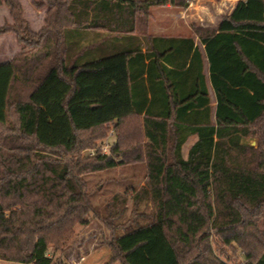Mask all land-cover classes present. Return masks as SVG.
Instances as JSON below:
<instances>
[{
	"label": "trees",
	"instance_id": "obj_1",
	"mask_svg": "<svg viewBox=\"0 0 264 264\" xmlns=\"http://www.w3.org/2000/svg\"><path fill=\"white\" fill-rule=\"evenodd\" d=\"M190 2L44 0L35 32L21 1L0 0L14 19L0 34L23 44L0 63V261L63 264L98 213L111 231L106 264H230L210 229L220 252L264 264V0H238L217 29L193 24L192 35L140 29L151 7ZM128 115L140 143L118 140ZM100 126L116 135L111 152L81 156V132ZM141 163L144 184L115 194L103 216L87 176Z\"/></svg>",
	"mask_w": 264,
	"mask_h": 264
},
{
	"label": "rangeland",
	"instance_id": "obj_2",
	"mask_svg": "<svg viewBox=\"0 0 264 264\" xmlns=\"http://www.w3.org/2000/svg\"><path fill=\"white\" fill-rule=\"evenodd\" d=\"M23 7V17L28 20L31 29L39 32L46 25L47 5L42 4L44 0H20ZM238 0H191L185 8H177L172 5L167 6H153L149 10L150 16H143L140 29L147 34H161V35H192L194 29L192 25L208 27L217 29V26L222 17L230 14L232 8ZM38 4L42 6L38 7ZM5 4L0 5V27L6 24H13L14 19L11 17L9 8L4 7ZM9 9V10H8ZM147 19V23H146ZM196 41L198 42L197 38ZM23 44L19 43L15 33L0 34V63L18 55L23 50ZM211 91L212 107L216 108L215 93ZM115 125L118 126L120 133L119 141L127 143H140L143 141V135L140 125L139 117L135 115L125 116L124 119L118 120ZM106 127L100 126L93 128V130L82 131L81 136L84 142V148L80 151L81 156H93L91 151H100L102 147L108 146L106 154L111 152L114 145L116 135L106 134ZM195 137L191 136L188 144L185 145L184 155L187 157V146ZM247 142L251 146L257 147V139L254 136L248 137ZM190 148V146H189ZM144 163L125 166H117L108 170L94 172L88 175V188L91 193V204L98 207L100 213L107 215L105 206L111 202L115 194L125 193L126 189L132 184L142 186L144 184L145 175ZM137 172L138 174L136 175ZM131 191V190H130ZM131 192H129L130 194ZM127 204L130 207L131 198L128 199ZM151 207V206H150ZM149 207V210H150ZM130 214L127 211L124 218L126 219ZM259 226L264 230V216H260ZM213 230L210 229L211 245L216 253L221 255L230 264H243V256L240 249L232 246L220 244L223 253L217 247V237H214ZM77 240L67 248L66 254L62 258L63 264H106L112 257V249L107 242L111 238V231L107 224L98 213H91L89 215L88 225H79L77 229ZM56 258L61 254L57 252ZM62 257V256H61ZM0 264H23L20 262H11L1 260ZM62 264V262H61ZM112 264H122L119 260L112 262Z\"/></svg>",
	"mask_w": 264,
	"mask_h": 264
},
{
	"label": "crops",
	"instance_id": "obj_3",
	"mask_svg": "<svg viewBox=\"0 0 264 264\" xmlns=\"http://www.w3.org/2000/svg\"><path fill=\"white\" fill-rule=\"evenodd\" d=\"M19 1H20V0H19ZM21 2H22V1H21ZM22 5H23V4H22ZM4 7L7 8L6 5H5ZM8 10H9V9H8ZM9 12H10V10H9ZM10 60H12V58L9 59V60H7V61H10ZM207 68H208V67L206 66V69H207ZM193 137H195V138H194L195 140H193V142H191V145H188V146H187V148H188V149L186 150L187 153H188V150H189V146L191 147V146L196 142V140H197V139H196L197 137H196L195 135H194ZM186 144H188V142H187ZM186 144H185V145H186ZM185 145H184V147H183V152H184Z\"/></svg>",
	"mask_w": 264,
	"mask_h": 264
},
{
	"label": "built area",
	"instance_id": "obj_4",
	"mask_svg": "<svg viewBox=\"0 0 264 264\" xmlns=\"http://www.w3.org/2000/svg\"><path fill=\"white\" fill-rule=\"evenodd\" d=\"M107 149H108V146H104V147H102L101 150L103 151V153H106ZM94 153H95V150L91 151V155H94Z\"/></svg>",
	"mask_w": 264,
	"mask_h": 264
}]
</instances>
